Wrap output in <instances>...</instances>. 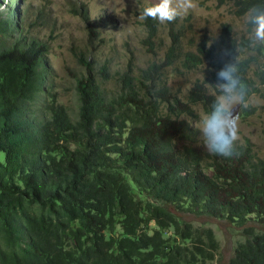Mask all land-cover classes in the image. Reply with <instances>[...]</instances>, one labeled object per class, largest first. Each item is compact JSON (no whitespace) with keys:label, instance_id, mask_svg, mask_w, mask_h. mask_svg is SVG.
Segmentation results:
<instances>
[{"label":"trees","instance_id":"obj_1","mask_svg":"<svg viewBox=\"0 0 264 264\" xmlns=\"http://www.w3.org/2000/svg\"><path fill=\"white\" fill-rule=\"evenodd\" d=\"M231 1L238 16L264 2ZM145 23L151 43L158 20ZM169 25L167 64L178 55L183 34L174 22ZM8 28L10 22L0 18V264H213L219 249L213 229L195 228L169 206L264 224V159L252 141L237 142L231 158L211 154L198 144L199 128L187 118L197 117L196 105L211 110L220 94L211 91L215 82L197 81L183 100L156 86L162 64L139 76L130 65L110 93L81 52L88 74L77 78L80 105L73 118L48 86L46 45L23 35L3 43ZM220 43L234 56L252 41L240 44L233 27L223 23ZM197 50L185 54L186 69L217 55L206 39ZM254 62L257 56L235 62L249 99L260 91L249 75ZM99 71L109 77L106 65ZM255 75L264 83V63ZM45 94L50 99L40 107ZM171 228L173 235L165 237ZM244 235L230 264H264V231L250 226Z\"/></svg>","mask_w":264,"mask_h":264},{"label":"rangeland","instance_id":"obj_2","mask_svg":"<svg viewBox=\"0 0 264 264\" xmlns=\"http://www.w3.org/2000/svg\"><path fill=\"white\" fill-rule=\"evenodd\" d=\"M156 0H0V18L10 22V28L2 35L3 43H11L23 36L35 38L47 47L44 56L47 69V82L51 92L56 94L59 103L64 104L73 118L77 116L80 100L76 88L77 78L88 72L81 65L78 54L91 60L93 75L106 88L107 92L119 89L121 76L131 65L133 75L139 76L141 70L156 63L163 65L160 76L155 81L158 88L168 87L170 92L187 100L190 88L197 81L211 79L215 84L216 71L226 63H235L242 58L257 56L258 62L252 64L249 75L255 78L260 87L258 93L250 96L249 115H244L242 107L236 106L234 116L240 122V139L249 138L254 144L258 157L264 159V83L256 77V71L264 63V46L261 51L247 44L240 45L234 56L227 53L220 43L221 26L228 23L233 27L235 38L241 44L251 39L252 30L245 23L246 16H238L237 7L231 0H197L194 12L174 23L182 31L178 55L173 63L167 64V50L172 44L169 23L158 21L157 36L148 43L149 32L140 12L145 6ZM208 46H216L217 55L211 62L205 60L199 67L188 70L183 65L185 54L189 51L198 53L197 46L203 40ZM106 65L108 78L100 73ZM217 94V87L211 86ZM220 95V94H218ZM45 94L38 101L42 106ZM197 117H187L199 128L201 117L206 113L203 105L195 106ZM165 112V110H164ZM198 144L204 146L200 138ZM4 160V154H0ZM207 172H211L207 169ZM182 221L191 222L202 230L212 228L219 242V249L213 264H230L239 242L245 241V228L253 226L257 232L264 231V224L253 220H244L228 216L218 219L206 215H196L169 206ZM151 226L157 225L152 222ZM117 230L121 226L117 225ZM173 228L164 233L173 235Z\"/></svg>","mask_w":264,"mask_h":264},{"label":"clouds","instance_id":"obj_3","mask_svg":"<svg viewBox=\"0 0 264 264\" xmlns=\"http://www.w3.org/2000/svg\"><path fill=\"white\" fill-rule=\"evenodd\" d=\"M197 7V0H156L143 8L140 18L171 23L194 12ZM245 16V23L252 29L253 45L264 46V2L251 4ZM236 72L235 63H226L216 71V87L220 95L214 100L211 110L205 113L199 122V131L207 151L225 158L238 154L240 122L234 116L236 106L250 107L248 86Z\"/></svg>","mask_w":264,"mask_h":264}]
</instances>
